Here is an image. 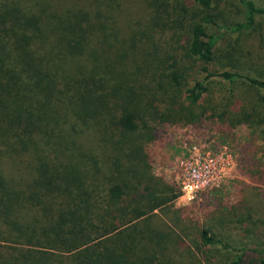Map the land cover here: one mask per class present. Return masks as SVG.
<instances>
[{"label":"trees","instance_id":"obj_1","mask_svg":"<svg viewBox=\"0 0 264 264\" xmlns=\"http://www.w3.org/2000/svg\"><path fill=\"white\" fill-rule=\"evenodd\" d=\"M139 1L145 25L125 12L120 19V0H0V157L32 158L22 177L0 169V264H195L191 233L166 215L175 189L148 165L149 125L200 122L212 77L263 88L264 78L224 55L229 69L206 67L213 0H191L194 18L169 11L177 0ZM235 1L245 12L239 29L264 14L252 0ZM163 33L165 49L155 38ZM198 239L199 252H234L220 264H240L246 251L264 264V245L234 247L206 227Z\"/></svg>","mask_w":264,"mask_h":264},{"label":"rangeland","instance_id":"obj_2","mask_svg":"<svg viewBox=\"0 0 264 264\" xmlns=\"http://www.w3.org/2000/svg\"><path fill=\"white\" fill-rule=\"evenodd\" d=\"M120 1L123 10L120 12V19L125 12L128 19H138L143 25L147 23L149 12L144 3L139 0ZM252 1L264 8V0ZM171 3L169 11L175 6L176 9L186 10L193 18L199 15L198 7L191 0H177ZM209 12L213 15V22L207 26L206 31L212 34L215 40V55L206 65L208 70L229 69L224 55L236 61L237 71L262 80L264 14H256L251 24L239 29L237 25L245 23V12L235 0H213ZM155 38L162 49H165L164 41L169 39L165 33L156 34ZM183 41L182 35L178 51L183 46ZM190 64L193 66L192 76L202 77V63L193 61ZM208 85L209 89L202 102L207 109L206 117H202L195 126L155 119L149 125L153 128L154 137L144 144L151 173L173 187L176 194L178 160L188 142L205 144L213 149L226 146L234 157V168L217 186L200 192L186 203L177 202L174 197L170 201L171 206L166 210V215L171 220L180 227L185 225V230L191 233L193 242L186 239L185 244H189L193 249L195 264H220L229 261L234 253L232 250L220 249L217 245L208 248L206 253L199 252L196 246L203 227L209 229L215 238L227 241L234 247L264 245V88L250 85L244 79L228 83L217 77H212ZM229 109L232 114H227ZM211 110L224 114L211 115ZM52 122L53 118L49 119L46 122L47 127ZM15 159L10 161L7 157H0V169L4 173H20L21 177L26 175L30 170L26 163L32 158L22 156ZM83 162L86 166H93L92 161L83 159L80 164ZM99 172L98 181L102 188L107 184L104 177L106 173ZM170 219L166 216L162 218L168 224L171 223ZM171 227L178 231L175 224L171 223ZM179 235L184 237L182 232H179ZM260 257L254 252L246 251L240 264H258ZM180 261L184 263L183 258Z\"/></svg>","mask_w":264,"mask_h":264},{"label":"built area","instance_id":"obj_3","mask_svg":"<svg viewBox=\"0 0 264 264\" xmlns=\"http://www.w3.org/2000/svg\"><path fill=\"white\" fill-rule=\"evenodd\" d=\"M234 165V157L226 146L213 149L205 144L188 142L178 160L176 201L189 202L200 192L217 186Z\"/></svg>","mask_w":264,"mask_h":264}]
</instances>
